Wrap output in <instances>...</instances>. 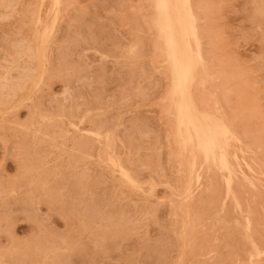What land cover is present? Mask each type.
I'll return each instance as SVG.
<instances>
[{
  "label": "rangeland",
  "instance_id": "1",
  "mask_svg": "<svg viewBox=\"0 0 264 264\" xmlns=\"http://www.w3.org/2000/svg\"><path fill=\"white\" fill-rule=\"evenodd\" d=\"M191 5L229 187L180 150L153 0H0V264H264V0Z\"/></svg>",
  "mask_w": 264,
  "mask_h": 264
},
{
  "label": "bare ground",
  "instance_id": "2",
  "mask_svg": "<svg viewBox=\"0 0 264 264\" xmlns=\"http://www.w3.org/2000/svg\"><path fill=\"white\" fill-rule=\"evenodd\" d=\"M52 1L57 6L59 5L61 0H52ZM153 7L155 12L154 26L157 30L158 36L163 41L164 51L168 63L167 66H169L168 68L171 74L170 98L175 110L176 138L180 145V150L186 151V149L188 148L190 149L189 151L190 158L192 160V163L190 165V173L192 172V170H194L196 161L198 160L200 161L201 159L200 166L203 167L206 165L207 167L206 171H209L212 168H217L220 169L221 171L223 170V172L225 171L227 173V177L225 178V181L227 186L229 187L233 177L234 176L236 177L235 175L236 169L234 166L235 164H233L232 161H235L236 164L240 166L238 163V155L235 154V152L237 153V151L231 147L232 145L234 146L235 143L233 142L232 145L230 143L233 141V139H230L231 137L230 129L232 124L229 127L227 123L230 121L227 122L226 120H224L227 122L225 123L220 118L222 115L218 117L215 115V113H211L212 111L209 112L207 110H201L197 104L195 93L193 90V84L197 76L201 74L202 68L205 69L206 66L203 64V59H207V58L202 59V57L205 56H203L202 54L203 52H201L202 48L200 44H202V42H200V37H199V33L201 31H198L199 29L198 25H202V24H198L199 19H197L198 17L196 16V13L192 8L193 6L191 5V0H153ZM161 56L163 57V55ZM205 71L208 72L207 67ZM204 75L205 74H203V78L205 77ZM215 107L217 108V106H213V109ZM223 117L224 119L226 118V116ZM236 133L237 132H235V134ZM234 139L236 140V138ZM239 140H240L238 141L239 143L242 142L241 139ZM241 151L244 152L245 150L243 151L242 148ZM187 159H189V157ZM262 174H264V171L262 172ZM124 176L129 182H133L127 174H124ZM238 177L236 178L238 179ZM245 180L247 181V183L251 185L253 184L252 180L251 181L250 179L249 180L245 179ZM245 186L247 185L245 184ZM188 187H190V185ZM188 189L190 188H187V190ZM257 189L260 188L258 187ZM186 196H188L187 193ZM250 243H251L250 246L251 245L254 246L252 242ZM254 252L255 255H258L260 253L257 247L256 249H254Z\"/></svg>",
  "mask_w": 264,
  "mask_h": 264
}]
</instances>
